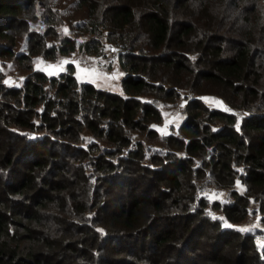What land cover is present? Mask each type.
Returning <instances> with one entry per match:
<instances>
[{"label": "trees", "instance_id": "obj_1", "mask_svg": "<svg viewBox=\"0 0 264 264\" xmlns=\"http://www.w3.org/2000/svg\"><path fill=\"white\" fill-rule=\"evenodd\" d=\"M57 2L0 0V58L27 74L9 87L0 70V264H264V246L200 197L229 190L214 209L239 222L254 201L264 223V0H74L80 43L60 33ZM106 44L126 96L79 82L73 64L33 66ZM183 91L180 134L162 136L160 106ZM206 95L244 111L240 124Z\"/></svg>", "mask_w": 264, "mask_h": 264}, {"label": "rangeland", "instance_id": "obj_2", "mask_svg": "<svg viewBox=\"0 0 264 264\" xmlns=\"http://www.w3.org/2000/svg\"><path fill=\"white\" fill-rule=\"evenodd\" d=\"M56 6L61 16L59 30L62 36L75 38L79 43L88 40L89 34L82 31L79 27L80 23L86 20L85 11L76 9L74 6V0H58ZM43 24L44 23L39 19L32 23V27L41 29ZM54 42H56V39L48 38L49 45ZM105 46V55H88L81 52L79 48L69 55H60L56 57V59H45L42 55H37L33 58V66L34 69L44 71L49 76H56L65 72L69 64H73L75 66L74 73L79 82L92 83L97 88L126 96L122 87V79L126 73L118 62V48L115 47L114 52H111L110 47L112 46L109 44H106ZM27 50L28 48H26L25 40L20 38L19 43L16 46V52L26 53ZM0 70L4 75V83L9 87L22 86L27 76L20 63L9 57L0 58ZM186 93V91H183V97L176 105L160 106L163 112V120L159 123L152 124V128L156 129L160 135L180 134V125L186 118V113L184 111L187 102V99L184 96ZM203 98L210 108L236 112L239 116L238 124H240L241 117L245 114L244 111L230 108L221 97L215 95H206ZM138 137L139 135H136V138ZM141 138H143V136H141ZM161 147L162 145L160 142L151 145V149L160 150ZM235 188L240 193H245V186L241 181L238 180L236 182ZM200 197H203L206 200L208 199L210 204L207 205L205 209L206 212L215 218L218 224L223 228L232 229L242 235L249 234L255 238L259 247L262 248L264 246L263 215L259 211L256 202H252L249 212L244 220L233 222L225 217V214L221 209H214L212 207V203L216 200L221 201L222 206L231 201L229 190L216 189L215 187L209 186L201 191Z\"/></svg>", "mask_w": 264, "mask_h": 264}, {"label": "built area", "instance_id": "obj_3", "mask_svg": "<svg viewBox=\"0 0 264 264\" xmlns=\"http://www.w3.org/2000/svg\"><path fill=\"white\" fill-rule=\"evenodd\" d=\"M114 50H115L114 47H111V48H110V51H111V52H114Z\"/></svg>", "mask_w": 264, "mask_h": 264}]
</instances>
